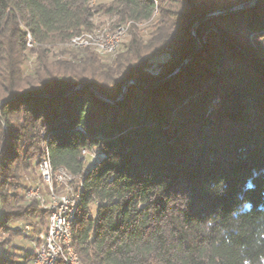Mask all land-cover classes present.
<instances>
[{
    "label": "trees",
    "instance_id": "trees-1",
    "mask_svg": "<svg viewBox=\"0 0 264 264\" xmlns=\"http://www.w3.org/2000/svg\"><path fill=\"white\" fill-rule=\"evenodd\" d=\"M249 1L113 0L130 37L103 62L44 47L91 30V0H0V231L37 213L12 197L47 151L82 178L84 264H264V0L230 11Z\"/></svg>",
    "mask_w": 264,
    "mask_h": 264
},
{
    "label": "rangeland",
    "instance_id": "rangeland-1",
    "mask_svg": "<svg viewBox=\"0 0 264 264\" xmlns=\"http://www.w3.org/2000/svg\"><path fill=\"white\" fill-rule=\"evenodd\" d=\"M112 2L113 0H91L90 5L93 7V10L95 11L94 17L92 19L93 25L98 24V23L99 24H109L110 23L109 26H111L112 28V27H116L117 25L127 24L128 21H126L125 23L122 22L121 24V22H119L120 20L118 16L112 13H108L106 11V9L109 7V5L112 4ZM155 22H156V19H153L147 22L137 23V27L140 30L144 38L146 39L149 38L150 36L149 34L150 32H152ZM130 27H131V24L129 25L128 29H130ZM128 29L126 33L127 37L126 35L123 37L122 45L120 46L119 50L115 54H112V55H106V54H102L99 52L96 53V51L90 50V49L72 48L66 43L68 39L65 41H58L56 43H46L44 47L49 48V56L51 59L70 58V55H69L70 52L80 51V50H90L98 54L101 57V60L103 62H111V60H113L116 54L121 52L124 46L126 45V43L128 42L129 37H130L129 36L130 30ZM195 35H196V31H195ZM196 39L199 40L198 38ZM37 48L38 47L35 46V49ZM161 59L163 60L165 59V57L162 56ZM35 64H36V54L28 51L27 59L24 65V70L26 72H32ZM40 158L41 157H38L35 163H33L30 168L22 170L21 178L19 181V186L16 188L14 195L12 197L15 205L28 206L36 202L37 207H38L37 213L29 217H26L24 219H20L16 221L15 223H13L12 224L13 227L10 231L4 230V229L0 231V253L4 251L6 256L14 257V260L17 262L20 261L21 264L24 262L27 264H35V257H36L35 253L40 244V233L47 229L48 220H47V212L45 209V205L50 197V188H48L49 186L46 185V182L40 175V171H39ZM94 158H96V154H92V155L87 154V162H91ZM79 184H80L79 177H75L70 181V185L73 186L74 190L77 188ZM31 189L32 190L40 189L39 193L38 192L37 193L41 194V197L36 196V195H30ZM57 191H58L57 193H59L60 191H61L60 193L62 192L63 194L66 193V190L64 187L58 188ZM42 211L44 213H42ZM0 216H1V208H0ZM41 216L43 217L45 216L44 221L42 220L43 218H41ZM45 226H46V229L42 230L41 228L42 227L45 228ZM32 252L34 253L33 256L30 255Z\"/></svg>",
    "mask_w": 264,
    "mask_h": 264
},
{
    "label": "bare ground",
    "instance_id": "bare-ground-1",
    "mask_svg": "<svg viewBox=\"0 0 264 264\" xmlns=\"http://www.w3.org/2000/svg\"><path fill=\"white\" fill-rule=\"evenodd\" d=\"M131 22L132 21H128L125 25H117L116 27L112 28L111 26H109L110 23L94 24L91 30L84 31L80 34L71 36L66 43L72 48L90 49L102 54L112 55L115 54L122 45L123 37L126 35L129 25L132 24ZM107 41H114V43L106 44ZM27 45L29 47H35L37 45L31 35H28ZM41 165H45V168H47V173L50 176V180H45L46 169L43 168ZM39 171L41 177L46 182V185H48V188H50V197L46 203V205L49 206L46 208L45 205L48 220L47 229L40 233V244L35 253V259H37L39 256L47 257V247L49 246V256L53 257L52 262L51 259H44V264H84L73 244V226L79 205L82 178L80 179V184L75 190L73 186L70 185L68 187V190L65 189V194H63V192L60 193L61 191L57 193L59 179L61 177H65L66 179H70L71 181L73 178L78 176H74L72 173L68 172L64 168H54L47 151L40 158ZM39 190L31 189L30 195H36L41 197V194H38ZM57 203H59V226H57L56 228L54 219L51 218V216L57 213ZM52 238L53 244H49ZM35 264H38V262L35 261Z\"/></svg>",
    "mask_w": 264,
    "mask_h": 264
},
{
    "label": "built area",
    "instance_id": "built-area-1",
    "mask_svg": "<svg viewBox=\"0 0 264 264\" xmlns=\"http://www.w3.org/2000/svg\"><path fill=\"white\" fill-rule=\"evenodd\" d=\"M114 41H107L106 44H113ZM32 47V46H31ZM43 168H45V165H41ZM46 169V179L45 180H50V176L48 175L47 173V168ZM70 186V179H66L65 177H61L59 179V184H58V188L60 187H64L66 190H68V187ZM58 204L57 203V213L52 215L51 218L54 219V223L56 225V228L57 226H59V218H58ZM49 205H46V208L48 207ZM54 238V236H53ZM53 238L52 240L49 242V244H53ZM48 248V255L47 257H38L37 259H35L36 262H38V264H44V259H51V262H52V258L53 257H50L49 256V246L47 247Z\"/></svg>",
    "mask_w": 264,
    "mask_h": 264
},
{
    "label": "water",
    "instance_id": "water-1",
    "mask_svg": "<svg viewBox=\"0 0 264 264\" xmlns=\"http://www.w3.org/2000/svg\"><path fill=\"white\" fill-rule=\"evenodd\" d=\"M256 0H251V1H249V2H245V3H242V4H239L238 6H236L235 8H233L232 10H230V11H234V10H239V9H242V8H246L247 6H249V5H251V4H253L254 2H255ZM213 14H209V15H207L206 17H204V18H202V19H200L197 23H196V25H198L201 21H203V20H205V19H207L208 17H211ZM195 31H196V29L194 28V30H193V33L195 34ZM197 42H198V44H199V46H201V43H200V41L199 40H197ZM194 54H191L190 56H188L186 59H185V61L183 62V64H182V66L193 56ZM181 66V67H182ZM180 67V68H181ZM180 68H178L175 72H177ZM174 72V73H175ZM173 74V73H172ZM172 74H170V75H172ZM169 75V76H170ZM130 83H133V82H135L134 80H130L129 81ZM129 82H126L125 84H124V86H123V89L125 88V85L127 84V83H129ZM82 85L83 84H80L79 86H76L75 87V89H77V88H79V87H82ZM108 100H110V99H108Z\"/></svg>",
    "mask_w": 264,
    "mask_h": 264
},
{
    "label": "snow or ice",
    "instance_id": "snow-or-ice-1",
    "mask_svg": "<svg viewBox=\"0 0 264 264\" xmlns=\"http://www.w3.org/2000/svg\"><path fill=\"white\" fill-rule=\"evenodd\" d=\"M249 187H251V184H249Z\"/></svg>",
    "mask_w": 264,
    "mask_h": 264
},
{
    "label": "crops",
    "instance_id": "crops-1",
    "mask_svg": "<svg viewBox=\"0 0 264 264\" xmlns=\"http://www.w3.org/2000/svg\"><path fill=\"white\" fill-rule=\"evenodd\" d=\"M38 249V248H37ZM35 250V249H34ZM30 261H32V260H30Z\"/></svg>",
    "mask_w": 264,
    "mask_h": 264
}]
</instances>
